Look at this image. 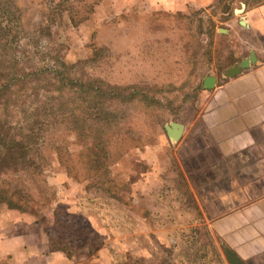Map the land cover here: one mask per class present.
Instances as JSON below:
<instances>
[{"label":"rangeland","instance_id":"obj_1","mask_svg":"<svg viewBox=\"0 0 264 264\" xmlns=\"http://www.w3.org/2000/svg\"><path fill=\"white\" fill-rule=\"evenodd\" d=\"M61 1L43 0L40 7L32 0H0L5 54H30L51 65L47 53L59 51L67 65L80 64V74L113 86L140 84L155 100L149 108L120 106L125 123L103 128V134L95 121L73 127L69 115H60L47 124L40 150L33 152L40 168L2 174L0 187L36 216L72 207L81 214H74L79 224L61 214L64 226L55 235L72 237L77 245L93 242L83 229L87 222L107 242L113 264H230L166 126L193 115L202 79L222 65L234 44L221 29L236 27L230 18L245 0H214L176 13L130 11L105 21L80 9L93 0H70L76 20L87 16L77 26L53 8ZM14 2L23 7L21 23Z\"/></svg>","mask_w":264,"mask_h":264},{"label":"crops","instance_id":"obj_2","mask_svg":"<svg viewBox=\"0 0 264 264\" xmlns=\"http://www.w3.org/2000/svg\"><path fill=\"white\" fill-rule=\"evenodd\" d=\"M213 1L99 0L91 17L105 21L130 11L184 12ZM236 14L230 18L236 27L221 29L234 44L222 65L202 79L193 115L176 122L182 131L173 143L202 212L212 215L211 226L236 264H264V3L245 5ZM248 58V67L230 75ZM208 77L214 78L210 88ZM66 210L81 216L72 207ZM56 230L54 210L46 218L0 203V264H113L102 238L96 247L77 245L72 237L56 236Z\"/></svg>","mask_w":264,"mask_h":264},{"label":"trees","instance_id":"obj_3","mask_svg":"<svg viewBox=\"0 0 264 264\" xmlns=\"http://www.w3.org/2000/svg\"><path fill=\"white\" fill-rule=\"evenodd\" d=\"M32 1L40 7L43 5V0ZM51 2L52 0H49V5ZM98 2L99 0H93L88 4L85 3L80 9L92 13ZM245 3L247 7H252L264 3V0H245ZM13 5L18 12L17 21L21 23L23 7L17 2ZM53 8L59 14L68 13L70 22L74 26L87 18L83 16L76 20L73 12H77L78 9L70 3V0H62ZM6 13L7 10H4L3 15L6 16ZM41 28L40 26L39 33L43 31ZM5 45L8 44L4 46L0 44V175L39 169L35 160L37 153L33 152L40 150V140L47 124L56 122L60 115H69L73 127L80 123L91 124L95 121L101 127L100 132L103 134V128L119 127L125 123L128 116L121 115L120 106L137 103L139 106L149 108L155 100L154 94L140 84L113 86L100 78L80 74V64L67 65L58 55L59 51L54 55L53 50L50 49L47 56L53 59L52 64L40 65L30 54H25L22 58L17 52L6 55ZM201 87L202 85L200 89ZM65 95L72 97L60 102L59 98ZM86 113L88 116H85ZM81 114H84L82 118H80ZM98 140L97 145L100 146L103 140L101 138ZM105 152V149L101 148L99 153L105 154ZM0 203L26 211L9 198L2 187H0ZM61 214L65 220L70 221L72 218L71 223L79 224L80 219H76L75 215L70 214L66 209L60 210L56 207L54 216L57 228L61 229L64 226L59 220ZM84 225L83 229L88 239L93 241L87 243L91 247H96L101 243L98 232L89 223L84 222Z\"/></svg>","mask_w":264,"mask_h":264},{"label":"water","instance_id":"obj_4","mask_svg":"<svg viewBox=\"0 0 264 264\" xmlns=\"http://www.w3.org/2000/svg\"><path fill=\"white\" fill-rule=\"evenodd\" d=\"M244 8H245V4H242V7L239 9H236V12L237 13L243 12ZM251 62H252V58H248V59L242 61L240 63V66H235L234 68H232L230 75H234V74L238 73L241 70V68L248 67L251 64ZM213 84H214V78L208 77L206 79L205 86L210 88L213 86ZM166 130H167V134H168L169 138L171 139V141L175 142L180 137V134L182 131V125L178 124L176 122H173V123L169 124L168 126H166ZM226 253L228 255L230 263L236 264V260H235L236 257L233 254V252L226 249Z\"/></svg>","mask_w":264,"mask_h":264}]
</instances>
